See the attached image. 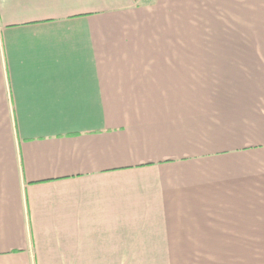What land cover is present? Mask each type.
Instances as JSON below:
<instances>
[{
    "label": "crops",
    "instance_id": "0c3cea01",
    "mask_svg": "<svg viewBox=\"0 0 264 264\" xmlns=\"http://www.w3.org/2000/svg\"><path fill=\"white\" fill-rule=\"evenodd\" d=\"M0 264H264V0H0Z\"/></svg>",
    "mask_w": 264,
    "mask_h": 264
},
{
    "label": "rangeland",
    "instance_id": "374dc122",
    "mask_svg": "<svg viewBox=\"0 0 264 264\" xmlns=\"http://www.w3.org/2000/svg\"><path fill=\"white\" fill-rule=\"evenodd\" d=\"M218 35H221V34H218ZM218 35H217V36H218ZM238 39H245V35H242V36H240V37L238 36Z\"/></svg>",
    "mask_w": 264,
    "mask_h": 264
}]
</instances>
